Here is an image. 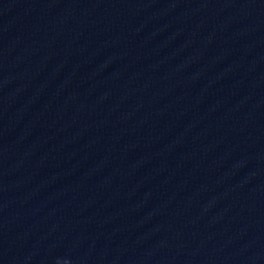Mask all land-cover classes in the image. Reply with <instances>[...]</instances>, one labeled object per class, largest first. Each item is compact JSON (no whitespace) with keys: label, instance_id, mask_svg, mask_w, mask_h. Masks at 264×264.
<instances>
[{"label":"water","instance_id":"water-1","mask_svg":"<svg viewBox=\"0 0 264 264\" xmlns=\"http://www.w3.org/2000/svg\"><path fill=\"white\" fill-rule=\"evenodd\" d=\"M0 264H264V0H0Z\"/></svg>","mask_w":264,"mask_h":264}]
</instances>
